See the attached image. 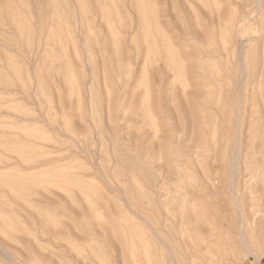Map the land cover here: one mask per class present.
I'll use <instances>...</instances> for the list:
<instances>
[{
  "label": "rangeland",
  "instance_id": "374dc122",
  "mask_svg": "<svg viewBox=\"0 0 264 264\" xmlns=\"http://www.w3.org/2000/svg\"><path fill=\"white\" fill-rule=\"evenodd\" d=\"M208 236L264 264V0H0V264Z\"/></svg>",
  "mask_w": 264,
  "mask_h": 264
},
{
  "label": "bare ground",
  "instance_id": "6f19581e",
  "mask_svg": "<svg viewBox=\"0 0 264 264\" xmlns=\"http://www.w3.org/2000/svg\"><path fill=\"white\" fill-rule=\"evenodd\" d=\"M263 1V0H262ZM257 2V1H256ZM255 5V4H254ZM235 17V16H234ZM234 23V22H233ZM238 26V24H237ZM234 27V26H233ZM232 33V32H231ZM234 34V33H233ZM164 35V34H163ZM227 35L228 33L225 31L224 34H223V38L224 40L226 41V38H227ZM247 35V34H246ZM224 41V42H225ZM200 44V43H198ZM238 56H239V53H237ZM176 55V54H175ZM241 55V54H240ZM242 57V56H241ZM198 64V63H197ZM201 65V63H199ZM198 67V66H197ZM203 67V66H202ZM199 68V67H198ZM198 70V69H197ZM204 71V70H202ZM161 72V71H160ZM164 73V72H163ZM184 73V72H183ZM195 75V74H194ZM204 75V74H203ZM193 77V76H192ZM195 78V76H194ZM211 79V78H210ZM212 80V79H211ZM204 81V80H203ZM238 82V81H237ZM239 83V82H238ZM258 86V85H257ZM234 92V91H233ZM161 94V93H160ZM233 94V93H232ZM162 97V96H161ZM162 101V100H161ZM208 101V100H207ZM190 103V102H189ZM253 103V102H252ZM250 108V107H249ZM206 109V108H204ZM207 110V109H206ZM174 113V112H173ZM150 118V117H149ZM199 118V116H198ZM157 121V120H156ZM150 122V121H149ZM217 135V134H216ZM254 137V136H253ZM201 138V137H200ZM211 141V140H210ZM213 142V141H212ZM205 145V144H204ZM194 146V145H193ZM197 146V145H196ZM189 147V146H188ZM195 148V146H194ZM201 148V147H200ZM208 149V148H207ZM239 159V158H238ZM239 163V162H238ZM237 163V164H238ZM234 169V168H233ZM234 172V171H233ZM233 175V174H232ZM236 175V174H235ZM234 177V176H233ZM230 178V177H229ZM231 181V180H230ZM165 187V185H164ZM198 188V187H197ZM239 210V208H238ZM183 213V212H182ZM241 216H242V213H240ZM207 216V215H206ZM242 224V222H241ZM212 232V231H211ZM240 237H242V231H241V225H240ZM211 236H208L207 238L204 237V238H199L197 239V244L195 247H193L192 249H188L189 250V253H190V257L193 256V258L195 259L194 260V263L193 264H220L219 260L220 258L218 256H216L213 251H212V247L215 248L216 244L211 242L210 239ZM241 245L239 246L238 249H241V247H243V245H245V241L244 239L242 238L241 239ZM238 249L234 248V252L238 251ZM232 257L233 259L234 258V255H233V252H232ZM236 261V260H234ZM228 264H230V262L228 261Z\"/></svg>",
  "mask_w": 264,
  "mask_h": 264
}]
</instances>
